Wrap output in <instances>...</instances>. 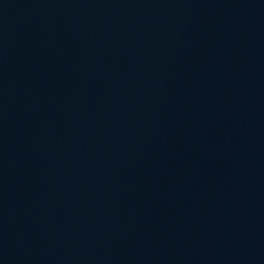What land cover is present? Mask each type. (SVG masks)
I'll use <instances>...</instances> for the list:
<instances>
[{
	"label": "water",
	"instance_id": "1",
	"mask_svg": "<svg viewBox=\"0 0 264 264\" xmlns=\"http://www.w3.org/2000/svg\"><path fill=\"white\" fill-rule=\"evenodd\" d=\"M0 23L127 145L264 234V0H0Z\"/></svg>",
	"mask_w": 264,
	"mask_h": 264
}]
</instances>
